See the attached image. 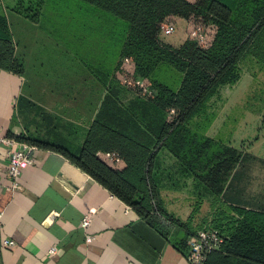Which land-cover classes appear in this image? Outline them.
I'll return each mask as SVG.
<instances>
[{
  "label": "trees",
  "instance_id": "trees-1",
  "mask_svg": "<svg viewBox=\"0 0 264 264\" xmlns=\"http://www.w3.org/2000/svg\"><path fill=\"white\" fill-rule=\"evenodd\" d=\"M82 1L90 5L87 16L99 11L107 19L104 30L93 25L89 28L91 44L100 48L97 61L110 62L105 70L102 65L99 70L108 92L95 125L116 131L107 135L113 147L126 139L142 153L116 166L98 154L99 147L106 149L108 139L99 141L93 133L87 134L77 153L38 139L17 138L62 152L151 224H156L157 216H165L154 170L158 152L167 149L187 173L212 193L213 205L224 206L204 227L218 230L224 237L222 246L209 253L206 264H264V209L232 204L224 196L233 172L242 162L243 151L206 135L213 116L196 127L192 125L195 116L208 109L204 103L219 86L238 80L231 73L241 50L247 47L264 69V0ZM44 2L17 0L12 10L38 22ZM84 22L90 26L89 17ZM163 22L177 23L187 33L174 41V34L166 36L160 31ZM197 25L206 27L209 42L204 46L190 35V29ZM15 48L7 15L0 11V66L23 73L24 64ZM125 58L132 60L133 67L125 65ZM198 60L209 66L199 65ZM123 70L149 79L156 95H138L130 107L125 106L110 85ZM123 109L127 110L125 116L118 114ZM171 109L175 112L171 113ZM197 231L188 229L187 245Z\"/></svg>",
  "mask_w": 264,
  "mask_h": 264
},
{
  "label": "crops",
  "instance_id": "crops-1",
  "mask_svg": "<svg viewBox=\"0 0 264 264\" xmlns=\"http://www.w3.org/2000/svg\"><path fill=\"white\" fill-rule=\"evenodd\" d=\"M7 18L15 54L22 60L24 71L17 73L0 66L2 234L16 242L13 247L0 244V264H189L185 241L188 229L208 227L217 209L224 206L213 205L212 193L187 173L167 149H161L156 156L155 184L165 214L157 216L156 224L140 217L62 152L46 147L36 146L35 163L23 167L19 179L22 188H11L7 145L1 138L30 132L41 141L75 153V113L92 115L91 118L96 114L91 108L75 110V97L85 92L83 96L87 98L104 97L106 87L99 70L101 65L105 70L110 62H84L89 73L75 77V85L58 84V76L49 80L40 72L31 73L30 61H42L39 45L43 17L34 22L12 12ZM13 21L24 27H13ZM99 49L94 45V55ZM76 124L83 126L82 120ZM237 169L225 191L226 201L264 209V192L260 198L255 194L247 197L244 187L232 184ZM90 213L91 223L84 228L82 220ZM88 236L93 239L88 241ZM54 245L58 246L55 255L49 252Z\"/></svg>",
  "mask_w": 264,
  "mask_h": 264
},
{
  "label": "rangeland",
  "instance_id": "rangeland-1",
  "mask_svg": "<svg viewBox=\"0 0 264 264\" xmlns=\"http://www.w3.org/2000/svg\"><path fill=\"white\" fill-rule=\"evenodd\" d=\"M16 2L17 0H0V11L6 15H10L12 12L16 13L12 10ZM44 3L45 8L43 7L44 10L42 9L41 16L43 19L40 24L42 44L39 45V47H42L43 56L40 58L42 61H30L32 65L28 70L31 73L40 72L39 74L44 75L49 80L58 76L61 79L58 84L75 85V77H83L82 73L87 75L89 73L86 70L87 64L84 62L97 61L96 52L95 55L93 53L94 45L90 41L92 36L89 28L93 25L95 28L101 27L104 30V25L107 22L106 16L99 11H93L90 16H87L91 8L87 2L82 0H45ZM88 17L90 26L86 27L84 21ZM12 24L15 28L24 27L22 24H20L22 26H19L14 21ZM180 27H177L178 29L171 36L172 38L185 36L187 30L183 32L182 29H179ZM50 29L53 31L49 32ZM92 30L94 31L93 28ZM38 49H35L36 54ZM247 50V47L241 50L235 59L234 71L231 75H236L238 80L231 85L219 86L216 92L204 103L208 109L200 116H195L192 125L196 127L200 121H207L212 116L214 117L206 133L208 135L211 133L214 138L244 150L242 162L239 169H237L232 184L235 187H244V193L247 197L255 194L260 198L264 192V69H262L256 57ZM196 62L201 66H209L203 60ZM168 77L172 81V76L169 75ZM118 80L110 85L118 92L119 100L125 106L130 107V102L138 94ZM86 84H89L88 81ZM105 87L104 97L100 99L87 98L83 96L86 92L80 93L81 96L75 97V110L77 108L80 110L91 108L96 110L97 114L108 92V86ZM122 111H119L118 114L121 116L127 115L126 109ZM134 111L136 110L134 109ZM96 114L91 118L92 115L89 117L88 114L75 113V125L77 126L75 128L76 153L84 143L87 134L90 135L91 133H93V136L98 137L99 141L100 138L104 139L103 137H106V140L108 139L106 142L110 145L108 144L106 149L99 147L98 152L109 151L108 149L111 146L112 150L110 151L116 152L121 157L119 163H113L116 166L123 165L125 159L134 158L137 154L142 153L134 146L132 141L126 139H121V143L113 147L107 135H114L116 131L114 132L112 127H105L104 130L102 127L95 125ZM79 120H82L83 126L79 125V127L76 124ZM37 133H40L39 129H37ZM22 134H18L17 137L22 136ZM26 137L37 139L30 132L27 133Z\"/></svg>",
  "mask_w": 264,
  "mask_h": 264
},
{
  "label": "built area",
  "instance_id": "built-area-1",
  "mask_svg": "<svg viewBox=\"0 0 264 264\" xmlns=\"http://www.w3.org/2000/svg\"><path fill=\"white\" fill-rule=\"evenodd\" d=\"M177 30V23L163 22L160 25V31L166 35L171 36ZM190 35L201 46L208 44V34L204 25H197L190 29ZM125 65L133 67L132 60L130 58L124 59ZM119 81L126 87L134 91L136 94L145 97L152 98L156 95V92L149 79L131 74L127 70H123L118 75ZM171 113L175 110L171 109ZM1 141L7 145V157H8V178L11 180V188L13 190H19L22 188L19 181L20 176L25 165H32L35 163L34 151L37 149L36 145H33L27 141L20 140L17 137H2ZM103 155L107 160L113 163H119L121 157L114 151L98 152ZM1 188V184H0ZM3 215L4 212L0 211V244L5 247H13L16 242L12 238L4 237L3 230ZM93 213L85 215L82 220V226L88 227L91 223ZM51 215L50 219H52ZM88 241L93 239V236H88ZM224 242V237L218 230L203 228L198 230L195 234L191 235L188 239L189 264H206L207 257L210 252L219 249ZM49 252L53 255L57 254L58 246L54 245L50 248Z\"/></svg>",
  "mask_w": 264,
  "mask_h": 264
}]
</instances>
